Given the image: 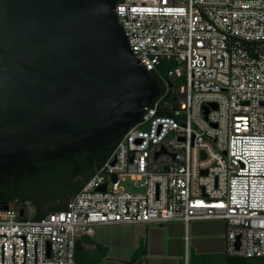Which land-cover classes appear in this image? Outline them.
I'll list each match as a JSON object with an SVG mask.
<instances>
[{"label":"built area","instance_id":"2783aa9c","mask_svg":"<svg viewBox=\"0 0 264 264\" xmlns=\"http://www.w3.org/2000/svg\"><path fill=\"white\" fill-rule=\"evenodd\" d=\"M116 12L164 91L65 210L32 221L0 208V264L3 246V264L24 263L13 235L25 264L36 241V264H76L95 227L210 219L226 223L228 256L264 260V0H118Z\"/></svg>","mask_w":264,"mask_h":264},{"label":"water","instance_id":"95a60500","mask_svg":"<svg viewBox=\"0 0 264 264\" xmlns=\"http://www.w3.org/2000/svg\"><path fill=\"white\" fill-rule=\"evenodd\" d=\"M117 3L0 0V186L115 144L161 95ZM13 237L24 240L25 264L26 236ZM36 251L37 241L35 264Z\"/></svg>","mask_w":264,"mask_h":264},{"label":"trees","instance_id":"16d2710c","mask_svg":"<svg viewBox=\"0 0 264 264\" xmlns=\"http://www.w3.org/2000/svg\"><path fill=\"white\" fill-rule=\"evenodd\" d=\"M150 74L163 93L164 84L154 73L151 72ZM161 114L166 116L173 115L170 111H163ZM115 145L104 147L96 153H92L87 149L68 159L36 165L33 173H24L23 182L12 185L11 182L7 181L0 186V204L10 205L15 203L17 198L24 203L27 199V193L42 196L47 201L44 204L37 203L33 207L35 211L32 219H30L32 221L40 220L52 212L65 210L68 202L82 189L85 181L93 176L106 162L115 149ZM25 184L27 185L23 186ZM20 208L27 213L28 207L25 204L21 205ZM24 219L28 218L25 217ZM146 253V245L143 244L128 263L134 264L138 261V257H145ZM107 255L108 249L97 244L90 237L83 236L77 240L76 264H99ZM225 260V264H264V260L260 258L247 259L227 255ZM192 264H215V262L211 257L198 256L192 261Z\"/></svg>","mask_w":264,"mask_h":264},{"label":"crops","instance_id":"0c3cea01","mask_svg":"<svg viewBox=\"0 0 264 264\" xmlns=\"http://www.w3.org/2000/svg\"><path fill=\"white\" fill-rule=\"evenodd\" d=\"M88 237L108 249L99 264H129L143 244L146 256L134 264H192L198 256L225 264L227 256L226 223L220 219L98 226Z\"/></svg>","mask_w":264,"mask_h":264},{"label":"flooded vegetation","instance_id":"af4514ba","mask_svg":"<svg viewBox=\"0 0 264 264\" xmlns=\"http://www.w3.org/2000/svg\"><path fill=\"white\" fill-rule=\"evenodd\" d=\"M24 178H25V175H23V177L21 179H19L18 181L11 182V184L15 185L18 182H23ZM26 185L27 184H25L23 186H26ZM28 189H29V187H28ZM26 195H27V197H26L27 199L24 201V203L19 198L15 199V203L17 205H19V206L25 204L27 207H32L33 208L37 203L38 204H44L47 201L45 198H43L42 196H40L38 194L31 195L30 193L29 194L27 193Z\"/></svg>","mask_w":264,"mask_h":264},{"label":"rangeland","instance_id":"374dc122","mask_svg":"<svg viewBox=\"0 0 264 264\" xmlns=\"http://www.w3.org/2000/svg\"><path fill=\"white\" fill-rule=\"evenodd\" d=\"M125 185V187L127 188V189H129V188H131V186H129L130 184L129 183H127V184H124ZM34 208H32V207H28V211H27V216H26V218H28V219H32V216L34 215Z\"/></svg>","mask_w":264,"mask_h":264}]
</instances>
